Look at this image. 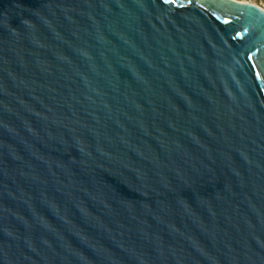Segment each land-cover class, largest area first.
Returning a JSON list of instances; mask_svg holds the SVG:
<instances>
[{"label": "water", "instance_id": "95a60500", "mask_svg": "<svg viewBox=\"0 0 264 264\" xmlns=\"http://www.w3.org/2000/svg\"><path fill=\"white\" fill-rule=\"evenodd\" d=\"M0 264H264V9L0 0Z\"/></svg>", "mask_w": 264, "mask_h": 264}, {"label": "rangeland", "instance_id": "374dc122", "mask_svg": "<svg viewBox=\"0 0 264 264\" xmlns=\"http://www.w3.org/2000/svg\"><path fill=\"white\" fill-rule=\"evenodd\" d=\"M236 1L256 4L257 6L264 9V0H236Z\"/></svg>", "mask_w": 264, "mask_h": 264}]
</instances>
